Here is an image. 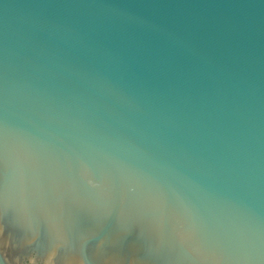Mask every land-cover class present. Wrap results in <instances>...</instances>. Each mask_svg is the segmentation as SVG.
I'll return each instance as SVG.
<instances>
[{
	"label": "water",
	"instance_id": "1",
	"mask_svg": "<svg viewBox=\"0 0 264 264\" xmlns=\"http://www.w3.org/2000/svg\"><path fill=\"white\" fill-rule=\"evenodd\" d=\"M0 264H264V0H0Z\"/></svg>",
	"mask_w": 264,
	"mask_h": 264
}]
</instances>
